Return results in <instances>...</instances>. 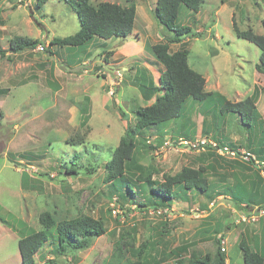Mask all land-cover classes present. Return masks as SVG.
<instances>
[{
  "label": "rangeland",
  "instance_id": "obj_1",
  "mask_svg": "<svg viewBox=\"0 0 264 264\" xmlns=\"http://www.w3.org/2000/svg\"><path fill=\"white\" fill-rule=\"evenodd\" d=\"M90 2L136 4L135 29L125 54L118 51L123 40L116 39L95 38L83 47L52 44L81 27L66 0H49L42 7L36 0L0 3V264H22L19 240L39 231V218L46 212L57 221L90 216L101 220L106 232L88 247L68 248L62 256L45 245L36 264H126L138 259L174 264L192 254L213 259L219 239L225 264H243L242 239L264 255V219L240 222L242 212L231 201L245 191L249 196L242 197V206L249 202L252 209L259 207L255 205L264 200L260 170L207 149L190 153L180 146V141L202 137L246 148L250 142L251 151H264V74L256 69L261 51L238 38L233 27L263 35L264 0H205L197 13L180 7L176 25L191 27L192 36L170 44V51L189 50V65L206 79L211 96L203 102L188 99L179 118L137 136L124 177L110 183L107 164L127 128L134 127L136 110L152 105L161 94L155 91L145 101L139 88L157 87L164 73L152 47L175 33L156 21L157 0ZM196 33L201 36L194 37ZM15 37L46 47L13 53ZM250 97L257 111L253 127L242 124L237 113H221L224 102ZM201 166L207 168L212 187L207 194L180 189L176 199L163 204L168 210H139L140 203L153 199L148 177L162 185L184 167ZM128 186L136 189L135 195ZM120 206L131 211L126 215Z\"/></svg>",
  "mask_w": 264,
  "mask_h": 264
},
{
  "label": "trees",
  "instance_id": "obj_2",
  "mask_svg": "<svg viewBox=\"0 0 264 264\" xmlns=\"http://www.w3.org/2000/svg\"><path fill=\"white\" fill-rule=\"evenodd\" d=\"M4 0H0V3ZM49 0H36L38 7H42ZM205 0H157L154 9V16L157 22L165 26L168 30L175 33V36L168 39L165 43H158L152 47L157 60L163 65L164 73L159 79L158 86H139L145 101H150L155 91L161 92L157 96L155 103L146 107H139L136 114V123L134 127H128L125 135L121 138L118 147L114 150L112 159L107 164L109 171L107 182H114L119 178H123L128 162L132 161L133 154L136 149L137 136L143 134L145 130H150L163 123L179 118L184 112V104L188 99L198 102L208 100L211 96L206 91V79L202 74L196 72L189 65V50L182 48L176 52L170 51V44H179L183 38L192 36V29L189 26L178 27L176 20L180 13V7L186 6L189 10L197 13L201 9ZM74 7L81 27L77 33L72 36L55 39L52 44L61 47H83L95 38L102 40L119 39L125 41L134 31L135 20L137 14L136 4L130 2L126 6L116 3L102 2L97 6H93L90 0H66ZM264 25V21H263ZM234 31L238 38L247 40L255 44L261 51L260 63L256 65L258 72L264 74V34H254L252 30L240 31L234 25ZM201 33H196L194 37H200ZM40 44L39 41L15 37L10 42V50L13 53L35 49ZM3 55V51L0 50ZM221 113H237L240 116L242 124L253 127L256 116V106L253 98H247L243 101L233 103L224 102L221 106ZM3 117V111L0 107V119ZM147 142V141H146ZM219 143V142H218ZM224 145L222 143H219ZM233 148L238 147L230 146ZM248 150L250 142L247 145ZM259 160L264 162V151H253ZM217 157L224 159L216 155ZM76 162V161H75ZM231 162H234L231 160ZM251 166V165H250ZM249 166V167H250ZM252 167V166H251ZM76 169L71 167L70 172ZM206 167L189 168L184 167L179 173L172 177H168L162 185L155 186L152 184L150 177L147 178L150 187V193L153 199L146 203L139 204V210L146 212L147 210L159 211L168 208L169 202L176 199L178 191L207 194L211 190L210 183L205 176ZM260 178V177H259ZM264 193V180L260 178ZM178 187L177 189H175ZM132 194L135 195L136 189L128 186ZM140 189V187H138ZM239 195H233L232 205L240 212L247 213L253 208L252 203H245L242 206L241 199L247 198V192H240ZM122 196V194H119ZM124 198V197H122ZM164 199V201H163ZM264 205V200L261 204ZM125 214L128 215L130 208L120 206ZM165 209V210H166ZM128 213V214H127ZM39 222L41 228L28 236L19 240V250L22 258V264H36V255L45 245L53 246L52 251L62 256L67 254L68 248L79 249L85 248L90 243L105 234L106 229L101 220L93 219L90 216H80L72 220L57 221L49 212L43 213ZM54 231V233H52ZM242 253L243 264H264V255L252 249L247 242L242 239L239 244ZM118 256L123 255V247L120 243L117 245ZM140 255V254H137ZM54 263L51 261L50 263ZM226 255L221 248L220 239L218 240V249L216 256L202 257L195 254L189 259L179 258L174 264H225ZM126 264H144L142 260L127 261Z\"/></svg>",
  "mask_w": 264,
  "mask_h": 264
},
{
  "label": "built area",
  "instance_id": "obj_3",
  "mask_svg": "<svg viewBox=\"0 0 264 264\" xmlns=\"http://www.w3.org/2000/svg\"><path fill=\"white\" fill-rule=\"evenodd\" d=\"M44 47H46L45 44L38 45L36 47V50L43 51ZM180 146L185 147V150L193 153V152H201L205 151V149L212 151L219 155L220 157H224L231 160H237L241 161L245 164L251 165L252 167L260 170L262 176L264 177V162L259 160L257 155L241 146H238L236 148L227 146V145H221L219 143H216L213 139L208 138H202L195 141H180ZM240 222L244 223H255L260 222L262 219H264V205L255 207L254 209H250L247 213H241L239 215Z\"/></svg>",
  "mask_w": 264,
  "mask_h": 264
},
{
  "label": "crops",
  "instance_id": "obj_4",
  "mask_svg": "<svg viewBox=\"0 0 264 264\" xmlns=\"http://www.w3.org/2000/svg\"><path fill=\"white\" fill-rule=\"evenodd\" d=\"M134 29H135V27H134ZM132 35H133V33L130 36H132ZM130 36L125 41H123V43L119 46V48H118L119 52H123L125 54V50H126L127 46L130 45ZM116 40H119V39H116ZM156 129H158V128L156 127ZM158 130H160V129H158Z\"/></svg>",
  "mask_w": 264,
  "mask_h": 264
}]
</instances>
